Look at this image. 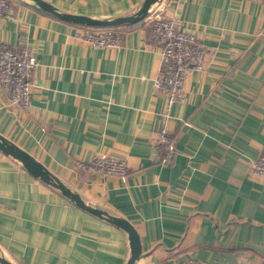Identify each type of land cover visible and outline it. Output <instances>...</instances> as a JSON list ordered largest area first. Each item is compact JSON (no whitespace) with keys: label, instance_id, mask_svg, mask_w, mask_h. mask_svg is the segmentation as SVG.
I'll return each instance as SVG.
<instances>
[{"label":"crops","instance_id":"1","mask_svg":"<svg viewBox=\"0 0 264 264\" xmlns=\"http://www.w3.org/2000/svg\"><path fill=\"white\" fill-rule=\"evenodd\" d=\"M0 41L38 55L30 106L0 86V134L26 150L84 202L137 230L136 264H264V178L250 163L264 151V5L256 0H158L212 51L190 71L186 100L168 111L154 88L163 57L148 23L120 27V48L76 39L92 28L60 20L33 0H10ZM61 12L114 19L144 0H44ZM177 152L162 165L165 114ZM125 159L117 176L76 173L77 161ZM128 233L82 210L0 151V256L12 264H126Z\"/></svg>","mask_w":264,"mask_h":264},{"label":"built area","instance_id":"2","mask_svg":"<svg viewBox=\"0 0 264 264\" xmlns=\"http://www.w3.org/2000/svg\"><path fill=\"white\" fill-rule=\"evenodd\" d=\"M264 5V0H256ZM13 19V6L10 0H0V21ZM145 21L149 25L150 36L162 50L163 65L154 88L168 102V111L176 103H184V89L190 71L203 72L206 55L212 49L201 43L199 36L182 27L177 18H166L149 12ZM120 27L78 29L76 39L99 49L120 48ZM38 65L37 53L27 46L15 49L0 41V86L9 96L11 105L27 110L33 89V72ZM167 112L158 132L157 142L161 151L160 162L169 164L177 152L176 139L167 126ZM76 173L90 175L117 176L125 179L130 167L125 159L106 154L95 157L91 162L77 161L73 165ZM250 173L264 178V151L250 163ZM184 264H207L195 258ZM238 264H246L244 262Z\"/></svg>","mask_w":264,"mask_h":264},{"label":"water","instance_id":"3","mask_svg":"<svg viewBox=\"0 0 264 264\" xmlns=\"http://www.w3.org/2000/svg\"><path fill=\"white\" fill-rule=\"evenodd\" d=\"M42 10L53 15L54 17L75 25L87 26L92 28H117L123 25L135 24L145 20L151 8L158 0H144L141 9L133 15L117 17L114 19H94L83 15L73 13H65L59 11L50 3L44 0H33ZM0 151L5 155L11 156L25 167V169L34 177L39 178L44 183L59 190L62 195L84 211L106 220L107 222L124 229L128 233L130 242V258L126 264H136L141 255L140 236L135 227L128 220L116 217L101 209L92 207L84 202L79 193L70 189L56 175L50 172L41 162L26 150L17 146L15 143L8 140L0 134ZM0 264H12L6 258L0 256Z\"/></svg>","mask_w":264,"mask_h":264}]
</instances>
